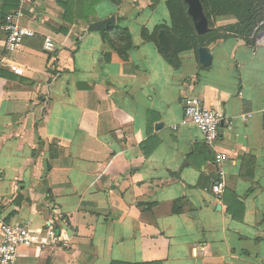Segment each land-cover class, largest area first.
Wrapping results in <instances>:
<instances>
[{
	"label": "crops",
	"instance_id": "obj_1",
	"mask_svg": "<svg viewBox=\"0 0 264 264\" xmlns=\"http://www.w3.org/2000/svg\"><path fill=\"white\" fill-rule=\"evenodd\" d=\"M15 3L0 0V228L30 222L42 242L13 264H264V42L175 68L141 33L171 26L167 0H26L36 35L8 52ZM109 18L105 37L89 30ZM118 26L127 60L107 44ZM192 97L223 118L215 149L185 115Z\"/></svg>",
	"mask_w": 264,
	"mask_h": 264
},
{
	"label": "trees",
	"instance_id": "obj_2",
	"mask_svg": "<svg viewBox=\"0 0 264 264\" xmlns=\"http://www.w3.org/2000/svg\"><path fill=\"white\" fill-rule=\"evenodd\" d=\"M204 12L209 19L210 30L200 35L196 32L193 20L188 13V6L184 0H167L171 15V26L160 25L152 34L143 29L144 40L154 41L164 54L170 65L175 68L181 63L180 54L194 50L198 54L200 47L211 50L229 38L243 40L248 46L255 47L260 35L264 32V0H201ZM19 0L14 9L19 7ZM220 16H233L236 21L224 26L217 25ZM165 30L170 41V52L164 53L159 42V32ZM107 44L113 51L127 60L129 52L135 47L131 31L121 26L117 27L116 40L106 35ZM51 195V192L48 191ZM49 195V196H50ZM51 198V197H50ZM184 199L174 201L173 211L180 213L184 208Z\"/></svg>",
	"mask_w": 264,
	"mask_h": 264
},
{
	"label": "built area",
	"instance_id": "obj_3",
	"mask_svg": "<svg viewBox=\"0 0 264 264\" xmlns=\"http://www.w3.org/2000/svg\"><path fill=\"white\" fill-rule=\"evenodd\" d=\"M26 0H20L19 7L6 16V22L3 30L6 33L5 49L8 52L19 50L26 38L36 35V32L20 23V18L24 15L23 3ZM259 42H264V32L260 35ZM44 49L47 52L56 50V42L51 36H45ZM17 70L16 66H11ZM186 117L199 129L208 146L215 149L216 143L220 138V127L223 118L217 111L207 108L196 98H189L185 103ZM228 154L225 152H215V161L218 164L225 162ZM223 172L220 171V175ZM222 188L220 182L214 185V193L218 198L222 197ZM42 242V236L32 231L30 222L22 224L4 223L0 228V264H13L19 254L22 246H33Z\"/></svg>",
	"mask_w": 264,
	"mask_h": 264
},
{
	"label": "water",
	"instance_id": "obj_4",
	"mask_svg": "<svg viewBox=\"0 0 264 264\" xmlns=\"http://www.w3.org/2000/svg\"><path fill=\"white\" fill-rule=\"evenodd\" d=\"M188 6V13L191 16L196 32L200 35H204L210 30L209 19L204 12V7L201 0H184ZM114 18L105 19L103 21L94 23L90 25L89 30L100 31L102 36L105 37L106 31L109 29L111 24H114ZM159 42L161 49L164 53L168 54L170 52L171 46L165 30L159 32ZM200 63L205 67L211 66L213 62V55L207 47H200L198 50ZM194 215L198 217L195 212Z\"/></svg>",
	"mask_w": 264,
	"mask_h": 264
}]
</instances>
